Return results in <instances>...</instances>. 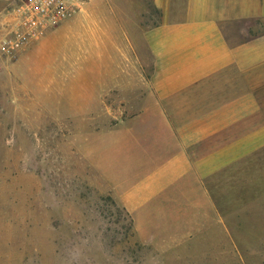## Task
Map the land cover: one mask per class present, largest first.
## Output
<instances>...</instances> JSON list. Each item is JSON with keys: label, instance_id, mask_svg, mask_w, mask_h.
Segmentation results:
<instances>
[{"label": "rangeland", "instance_id": "rangeland-1", "mask_svg": "<svg viewBox=\"0 0 264 264\" xmlns=\"http://www.w3.org/2000/svg\"><path fill=\"white\" fill-rule=\"evenodd\" d=\"M75 2L16 57L0 55V264H264V145L205 179L210 211L188 210L177 230L147 203L142 227L157 237L138 236L127 205L155 182L115 175L124 136L154 130L159 113L144 34L161 15L152 0ZM251 80L257 127L264 74Z\"/></svg>", "mask_w": 264, "mask_h": 264}, {"label": "crops", "instance_id": "crops-1", "mask_svg": "<svg viewBox=\"0 0 264 264\" xmlns=\"http://www.w3.org/2000/svg\"><path fill=\"white\" fill-rule=\"evenodd\" d=\"M152 2L161 20L144 35L159 113L154 130L124 136L132 142H123L115 175V182H155L148 198L126 204L143 241L157 237L153 228L148 240L142 227L147 203L148 213L162 214L179 230L188 210L202 211L204 203L211 210L205 179L264 145V120L250 126L259 110L252 108L257 85L251 76L264 74V0ZM176 106L197 109L176 115L169 110Z\"/></svg>", "mask_w": 264, "mask_h": 264}, {"label": "built area", "instance_id": "built-area-1", "mask_svg": "<svg viewBox=\"0 0 264 264\" xmlns=\"http://www.w3.org/2000/svg\"><path fill=\"white\" fill-rule=\"evenodd\" d=\"M0 55L16 57L47 30L69 19L75 0H0Z\"/></svg>", "mask_w": 264, "mask_h": 264}]
</instances>
